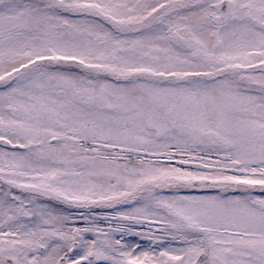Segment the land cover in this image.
I'll use <instances>...</instances> for the list:
<instances>
[{"label":"snow or ice","instance_id":"6c2138e0","mask_svg":"<svg viewBox=\"0 0 264 264\" xmlns=\"http://www.w3.org/2000/svg\"><path fill=\"white\" fill-rule=\"evenodd\" d=\"M0 264H264V0H0Z\"/></svg>","mask_w":264,"mask_h":264}]
</instances>
